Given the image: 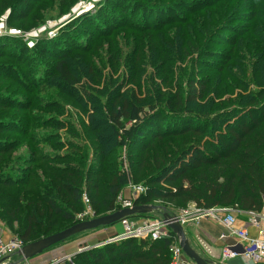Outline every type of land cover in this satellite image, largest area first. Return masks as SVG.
<instances>
[{
    "label": "trees",
    "instance_id": "16d2710c",
    "mask_svg": "<svg viewBox=\"0 0 264 264\" xmlns=\"http://www.w3.org/2000/svg\"><path fill=\"white\" fill-rule=\"evenodd\" d=\"M177 1L168 4L165 0H99L92 16H83L91 11L87 9L78 16L81 23L69 21L68 34L60 41L62 45L49 48L54 57L53 76L70 88L77 87L85 66L100 69L93 55L102 41L108 43L103 51L110 50L114 71L119 64L114 49H118L122 39L131 41L137 59L141 60L142 56L147 64L149 53L150 62L154 64L152 55L158 58L169 46L176 53L188 56L191 50L192 53L199 50V37L224 36L230 20L241 14V0H236V4L235 0H229L219 11L213 10L208 15L205 10L213 4L206 6L194 1L187 3L186 13L177 14L173 11L178 6ZM244 4L251 8L244 28L232 29V34L225 38L227 47L212 59L211 67L189 77L185 83L170 84L166 89L154 83L149 88L153 92L144 95L146 85L138 71L146 69L141 65L142 60H133L128 84H135L144 96L136 95L133 88L125 93L118 89L105 105L95 109L98 117L86 125L87 144L61 143L66 144L68 151L58 156L28 145L30 153H20L19 161L27 160L29 165L19 166L17 149L22 142L0 135V215L25 244L77 223L76 214L85 209L84 194L96 216L119 210L118 196L130 184L145 186L144 192L134 200L136 205L166 199L179 202L183 208L196 203L206 209L229 206L242 210L262 209L264 0H245ZM3 5L0 0V6ZM34 5L29 3L20 11V18H28ZM1 12L2 9L0 15ZM84 22L95 30L87 38L76 35L84 28ZM8 43L12 45L11 41ZM4 45L0 42V56L8 54L3 50ZM37 45L35 43L28 51H33ZM45 50L44 47L42 51ZM77 58L83 61L81 68L76 66ZM3 70L8 77L17 71H13L12 66ZM157 72V77L171 74L172 80L177 78L174 70L158 68ZM205 72L210 73L204 76ZM101 77L95 80L96 84L103 82ZM217 81L220 88L215 98H220V102H208L214 98L211 94ZM237 91L245 92L239 95L240 107H231L225 102L226 97ZM0 103L22 110L33 106L31 100L22 103L2 93ZM232 116H235L234 121ZM11 121L0 117V134L11 128ZM210 126L217 129L211 131ZM22 131L27 139L35 141V135ZM159 145L164 149L162 154ZM131 146H134L133 154L126 150ZM90 148L95 157L88 162ZM17 170L20 173L14 174ZM162 184L168 188H162ZM150 216L148 213L133 217ZM171 244L172 239L132 238L77 253L72 260L73 264H170ZM57 264L72 263L64 260Z\"/></svg>",
    "mask_w": 264,
    "mask_h": 264
},
{
    "label": "rangeland",
    "instance_id": "374dc122",
    "mask_svg": "<svg viewBox=\"0 0 264 264\" xmlns=\"http://www.w3.org/2000/svg\"><path fill=\"white\" fill-rule=\"evenodd\" d=\"M165 1H167L165 3L169 4V2H173L175 0ZM194 1L202 2L200 4H206V6L213 4L212 6H207V9L205 10L206 15H208L213 10L219 11L220 6L224 5L229 0H178V3L176 2L178 6L175 7L173 11L176 10L177 14H184L186 13L185 7L187 6V3H192ZM18 2L21 3L17 8H15ZM87 2L92 3V7L94 8L90 7L88 10L91 9V11H88L83 15L85 17L92 16L94 14L93 10L96 9L95 5H97L99 1L3 0L4 5L0 6V9H2L0 15V25H2L1 31H5L4 33H6L4 34L5 36H3V34L0 35V42L5 44L3 46V50L4 52L8 53L7 55L0 56V93L11 98L16 97L17 99L21 100L22 103L29 102L30 100L33 102V106L29 110H22L18 107L12 108L11 105L1 106L4 104L0 103V117H8L12 120L11 128L6 130L2 129L3 132L0 134L2 135L1 137L15 141L19 140L22 142V144L17 149L19 156L16 158V162H18L19 166L29 165V161L27 160L19 161L21 157L20 155L23 153L28 155L30 153L31 148L28 145H33L44 153L58 156V154L64 155L68 151L66 144L69 142L87 144L89 140L88 137L85 136L86 129L88 128L86 125L90 124V121H93L98 117L94 112L95 109L98 107L101 108L103 104L105 105L111 96L119 91L118 89H122L123 93H125L128 92L130 88H133L136 90V95L143 97L148 92H153L152 90H149V88L154 85V83H157L161 88L166 89L170 84H177L180 83V81H184L185 83L189 77L198 75L199 71H207V68L211 67L209 63L213 61L212 59L219 56L220 51L227 47V40L225 38L232 34V29L239 26L241 29L244 28L247 19L246 15L251 10V8L248 7V4H244L245 0H241L239 2L241 5V10H239L241 14L230 20L229 28H225L223 31L224 36L220 37L219 34V36L206 35L204 37H199V50H196L194 53H192L191 50L188 56H185L180 52L179 54L176 53V51H174L170 46L167 47L158 58L155 56V54L152 55V61L154 64L150 62V53L147 57V61H149L148 64L141 56V65L146 69L144 70L145 72L138 71L142 82H144L146 85L143 95L140 93L138 88L135 87V84H128L127 77L130 74L129 66L131 62L133 60L140 62L141 60H138L137 55L135 56L133 52V43L128 39H122V36L119 38V40H122L120 43H118V49H114L119 60L117 71H114L112 68L111 52H109L110 50L103 51L104 48L108 46V43L102 41L99 43L100 48L98 49V52L93 55L96 64H99L96 66H98V68L100 67V69L96 70L92 68V66H85L83 75L81 76V82H79L77 87L70 88L69 86L65 85V83H62L55 76H53L52 63L54 61V57L49 51V48L56 49L58 45L63 44V42L60 41L68 34L66 27L69 21L74 20L76 23L81 21L80 17H78L79 14H81V11L76 10V8L85 7ZM29 3L35 5L32 9H30L28 18H20L21 14L19 15V12L25 10ZM236 3L237 2L235 0L234 4ZM206 17L207 16H205V18ZM11 29L20 30L21 35L25 36L7 35V32ZM94 33L95 30H93L91 25L84 22V28L77 32L76 35L87 38L89 35H93ZM7 41H11L12 45L8 46L9 43ZM28 43H37L38 45L33 49V51H28L30 48ZM44 47L47 48V50L42 51ZM120 49H122V52ZM18 58H21L22 61H18ZM180 58L182 61L177 60ZM77 60L78 64H76V66L77 68H81L83 66V61L81 58H77ZM8 66H12L13 71L17 70L16 73L11 72V77H8L2 73L5 72L3 68ZM158 68L165 69L168 72L174 70V74L177 76V78L175 77V79L172 80L170 78L171 74H162V77H157ZM209 73L210 72H205L204 76H208ZM100 76H102L101 80H103V82L96 84L95 80L99 79ZM218 88H220V81L215 83L214 93L211 94L214 98L212 97L213 99L208 102H220V98H215L218 96ZM240 93L243 96L242 93L245 92L237 91L234 94H228L226 97L227 99L225 98V102H227L228 105H231V107L235 105L236 107H240V103H238V101H240ZM228 99H233L234 102L232 103ZM7 101L10 103L12 102L10 99H7ZM13 103L18 102L13 101ZM36 104L38 107H35ZM99 104L100 106H98ZM215 114L216 112H213V115ZM237 115H239V113ZM234 118L235 116H232L231 120L234 121ZM209 129L211 131H215L217 126H210ZM22 130H27L29 132L28 134L35 135V141L27 139L22 133ZM61 143L66 144L61 145ZM162 144L163 143L160 145L162 146ZM160 145L159 148L161 149L160 152L162 154L164 149ZM133 148L134 146L128 148L129 150L126 148L127 153L129 152V154H133ZM117 150L123 152L126 151L124 149ZM171 154L172 151L170 148L169 155ZM94 157L95 152L90 148V153L87 158L88 162L89 159H94ZM119 159H121V157L118 158V160ZM59 161V164L64 163ZM87 171H89V169ZM16 173H20V171L17 170V172H14V174ZM94 175L95 173L93 172L91 176L93 177ZM135 185L143 186V184ZM161 187L168 188L167 185L163 184ZM84 192L87 191L85 190ZM140 194L141 193L138 192V190H136L133 185H128L121 191L117 201L123 202L124 200H133L136 199ZM84 204L87 210L88 204L85 202ZM193 204L194 203H190L186 208H183L179 202H170L166 199H155L148 203V205L156 207L154 211L149 213L151 214L149 218H164L165 213L170 215H178L183 213L185 209L191 210L194 208L192 207L194 206ZM91 210L92 211L87 215V219L96 217L93 209ZM82 212L76 214L77 220H79L81 215L84 214ZM83 219L84 218L82 217L80 220ZM119 223L120 222L117 224ZM106 227L107 226H102L97 229L82 232L69 238L68 242L79 239L78 241H83L82 246H92L95 243H102L104 236L100 230ZM0 228L1 236L5 237L6 234V237L9 238L13 235H16L10 229V227H8L1 215ZM196 242L197 243H194L193 241L191 243L192 247L203 257L210 259L209 254L206 252L207 249L210 250L208 242L202 237H200V239ZM50 249L24 261L20 260L21 256L18 255L17 252L11 253L6 258V260L8 261L11 259V257H13L14 261L12 262L10 260L12 262L11 264H51V260L53 259L51 256H44V258H42L44 253L49 252ZM17 260L20 261L15 262ZM227 264L242 263H240V261H234Z\"/></svg>",
    "mask_w": 264,
    "mask_h": 264
},
{
    "label": "built area",
    "instance_id": "2783aa9c",
    "mask_svg": "<svg viewBox=\"0 0 264 264\" xmlns=\"http://www.w3.org/2000/svg\"><path fill=\"white\" fill-rule=\"evenodd\" d=\"M2 25H0V35L5 31H1ZM7 35L20 36L21 31L11 29L7 32ZM25 36V35H21ZM35 36V35H34ZM1 37V36H0ZM31 44V43H28ZM31 47V46H30ZM133 185V187L142 193L145 187L142 185ZM121 199V198H119ZM83 200L87 203V210L82 212L81 215L83 220L88 218V214L92 211L90 206V200L86 194L83 196ZM135 199L119 201L120 209L132 207ZM194 208L191 210L185 209L183 213L172 215V218H149V217H138V218H125L120 221L122 231L102 243H97L92 246H83L77 253L86 252L107 244L119 243L124 240L137 238V239H149L151 241L172 239L170 246L171 261L170 264H196L191 260L184 252L181 246V238L175 233L169 226V223L178 220L183 226L189 220L200 219L204 217L212 218L225 227L227 233L225 235L232 236L236 242L228 244L222 248V261L226 262L228 259L235 257H242L246 264H264V205L261 210H242L236 206L229 207H212V208H201L193 204ZM86 215V216H85ZM238 215H243L246 221V225L242 227L236 226ZM78 221H83V220ZM91 219V218H89ZM255 229L256 234L251 233V229ZM25 242L19 235H13L9 238H5L0 235V264H8L6 258L11 253H18L25 246ZM75 253V254H77ZM75 254H69L61 259L52 261L51 264H57L60 261H69L73 264L72 257ZM220 264V263H217Z\"/></svg>",
    "mask_w": 264,
    "mask_h": 264
},
{
    "label": "water",
    "instance_id": "95a60500",
    "mask_svg": "<svg viewBox=\"0 0 264 264\" xmlns=\"http://www.w3.org/2000/svg\"><path fill=\"white\" fill-rule=\"evenodd\" d=\"M155 209V206L148 204H134L132 207L122 208L112 213L96 216L94 218L86 219L83 221H78L74 225L62 231L50 234L48 236L42 237L36 241L26 244L22 248V250L18 252V255L21 256V261L28 260L64 242L72 236H75L88 230L97 229L102 226L115 225L125 218L133 217L135 215L148 214L154 211ZM164 218L170 219L172 218V215L165 213ZM169 226L175 233L180 236L181 246L183 247L186 255L191 260H193L196 264H215L212 260L203 257L198 251H196L192 247L191 242L187 237L184 226L178 220H176V218L174 219V221L169 223Z\"/></svg>",
    "mask_w": 264,
    "mask_h": 264
},
{
    "label": "crops",
    "instance_id": "0c3cea01",
    "mask_svg": "<svg viewBox=\"0 0 264 264\" xmlns=\"http://www.w3.org/2000/svg\"><path fill=\"white\" fill-rule=\"evenodd\" d=\"M245 225H246V221H245L244 216L238 215L236 226L242 227ZM184 226H185L187 237L190 239L191 243L193 241L194 243H197L196 241L199 240L200 237H202L208 242L210 246L209 247L210 250L207 249L208 251L206 250V252L209 254V258L215 263L227 264V263H231L234 261H240V263L246 264V262L240 256L232 258V259H228L226 262L222 261L223 246L228 245V244H233L236 242V240L232 236L225 235L227 231L225 227L222 225V223L212 218L204 217L200 219L189 220ZM121 231H122V226L120 223L107 226L106 228L100 230V232L104 236L103 241L120 233ZM251 233L256 234L255 229L252 228ZM0 234H1V228H0ZM6 236L7 235L5 234V237ZM78 240L79 239H75L70 242L62 243L56 247H53L52 249H50L49 252L44 253L42 258H44V256H51L53 258L51 261H54L57 259H61L65 257L66 255L75 254L79 251V249L82 246V242H83V241H78ZM10 260L13 262L14 261L13 257H11ZM10 260L7 261L8 264L12 263ZM19 261L20 260H17L15 262H19Z\"/></svg>",
    "mask_w": 264,
    "mask_h": 264
},
{
    "label": "bare ground",
    "instance_id": "6f19581e",
    "mask_svg": "<svg viewBox=\"0 0 264 264\" xmlns=\"http://www.w3.org/2000/svg\"><path fill=\"white\" fill-rule=\"evenodd\" d=\"M96 1H99V0H96ZM90 7H92V3H87L85 7H81V8L77 7L76 10L81 11V13H82L83 11H85L86 9H89ZM79 13H80V12H79ZM33 45H34V44L31 43V44H29L28 46L33 47Z\"/></svg>",
    "mask_w": 264,
    "mask_h": 264
}]
</instances>
